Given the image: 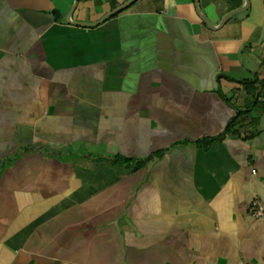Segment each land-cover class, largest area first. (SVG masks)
I'll return each mask as SVG.
<instances>
[{
	"label": "crops",
	"instance_id": "0c3cea01",
	"mask_svg": "<svg viewBox=\"0 0 264 264\" xmlns=\"http://www.w3.org/2000/svg\"><path fill=\"white\" fill-rule=\"evenodd\" d=\"M129 1L0 0V264H264V0Z\"/></svg>",
	"mask_w": 264,
	"mask_h": 264
},
{
	"label": "water",
	"instance_id": "95a60500",
	"mask_svg": "<svg viewBox=\"0 0 264 264\" xmlns=\"http://www.w3.org/2000/svg\"><path fill=\"white\" fill-rule=\"evenodd\" d=\"M136 0H130L128 3L124 4L122 7H120L119 9H117L116 11H114L113 13H111L110 15H113L114 13H117V12H120L122 11L123 9L127 8L128 6H130L131 4H133ZM75 3H76V0H75ZM195 3H196V6H197V3H198V0H195ZM199 17L202 19V21L205 23V25L208 27V28H212V26L207 22V20L205 19V17L199 12L198 9H196ZM239 10H236V11H233L232 13H230L229 15H226L224 20L222 21L225 22L230 16L234 15L235 13H238ZM110 15H107L106 17H104L102 19V21L104 19H106L107 17H109ZM83 26H89V25H83Z\"/></svg>",
	"mask_w": 264,
	"mask_h": 264
},
{
	"label": "built area",
	"instance_id": "2783aa9c",
	"mask_svg": "<svg viewBox=\"0 0 264 264\" xmlns=\"http://www.w3.org/2000/svg\"><path fill=\"white\" fill-rule=\"evenodd\" d=\"M251 213L252 216L255 218L261 217L263 214V209L259 207L257 200H254L251 203Z\"/></svg>",
	"mask_w": 264,
	"mask_h": 264
},
{
	"label": "trees",
	"instance_id": "16d2710c",
	"mask_svg": "<svg viewBox=\"0 0 264 264\" xmlns=\"http://www.w3.org/2000/svg\"><path fill=\"white\" fill-rule=\"evenodd\" d=\"M233 121H234V119H233ZM232 123V122H231ZM229 128V127H228ZM227 128V131L229 130ZM145 163H146V160H140V161H138L135 165H134V167H135V169L136 168H141L142 166H144L145 165Z\"/></svg>",
	"mask_w": 264,
	"mask_h": 264
}]
</instances>
